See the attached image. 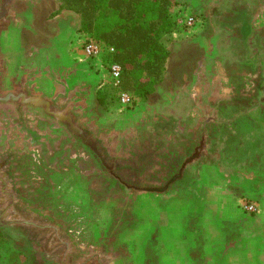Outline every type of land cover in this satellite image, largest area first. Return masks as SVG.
I'll list each match as a JSON object with an SVG mask.
<instances>
[{
  "label": "rangeland",
  "instance_id": "374dc122",
  "mask_svg": "<svg viewBox=\"0 0 264 264\" xmlns=\"http://www.w3.org/2000/svg\"><path fill=\"white\" fill-rule=\"evenodd\" d=\"M173 1L196 21L162 38L166 78L129 107L76 13L0 0V97H17L0 103L2 264H175L162 224L200 227L203 208L243 199L264 210V0ZM216 188L227 198L199 199Z\"/></svg>",
  "mask_w": 264,
  "mask_h": 264
},
{
  "label": "trees",
  "instance_id": "16d2710c",
  "mask_svg": "<svg viewBox=\"0 0 264 264\" xmlns=\"http://www.w3.org/2000/svg\"><path fill=\"white\" fill-rule=\"evenodd\" d=\"M175 4L173 0H58L55 13H76L79 32L105 46L108 65L120 66L118 87L111 83L109 87L114 100L118 101V91L145 99L155 92L167 71L171 51L162 38L179 27L171 12ZM96 98L99 105H107L106 92ZM8 240L0 229V264L2 246Z\"/></svg>",
  "mask_w": 264,
  "mask_h": 264
},
{
  "label": "crops",
  "instance_id": "0c3cea01",
  "mask_svg": "<svg viewBox=\"0 0 264 264\" xmlns=\"http://www.w3.org/2000/svg\"><path fill=\"white\" fill-rule=\"evenodd\" d=\"M165 78L166 73L161 83ZM177 100L181 102L183 99L177 97ZM223 162L217 161L219 169H224ZM191 163L193 164V162ZM186 166H188L187 161ZM197 180L198 190L204 189L205 187L200 188V185L206 184L203 177L198 176ZM198 192L199 199H205L207 195L214 199L227 198L224 191L219 188L211 189V191L204 190L203 193ZM201 211L203 212L198 220L200 227H181L182 221L174 219L157 228L156 245H159L158 248L162 254L169 253L173 258V261L170 262L175 264H214V260L211 258L214 257L212 250L216 248L220 250L218 257L221 258V262L218 264H264V210L257 214V217L248 218L241 215V210L233 208H215L211 210L210 215L203 214L209 212L208 209L203 208ZM251 225L256 228L250 229ZM184 232L188 233L183 236ZM198 232L203 233V237H200ZM200 239L203 241L198 244L197 241ZM199 252L203 255L201 262L196 259ZM156 254L155 262L161 264L162 261L157 259L158 254Z\"/></svg>",
  "mask_w": 264,
  "mask_h": 264
},
{
  "label": "built area",
  "instance_id": "2783aa9c",
  "mask_svg": "<svg viewBox=\"0 0 264 264\" xmlns=\"http://www.w3.org/2000/svg\"><path fill=\"white\" fill-rule=\"evenodd\" d=\"M177 24L181 27L184 26L186 28L194 25L196 21V17L193 14H185L182 7L176 11V15L174 16ZM104 46L102 43L95 41L93 38L86 36L83 41V48L85 55L90 59L98 58L100 54V48ZM105 47V46H104ZM112 51L113 48H110ZM108 74L110 77V81L113 87H118L119 85V77H120V66L116 63H112L107 66ZM118 102L122 105L131 107L133 103L137 101V97L132 95L126 91H118L117 92ZM240 209L248 214H259L261 212V207L258 203L243 199L239 202Z\"/></svg>",
  "mask_w": 264,
  "mask_h": 264
},
{
  "label": "water",
  "instance_id": "95a60500",
  "mask_svg": "<svg viewBox=\"0 0 264 264\" xmlns=\"http://www.w3.org/2000/svg\"><path fill=\"white\" fill-rule=\"evenodd\" d=\"M16 99H17V97L13 96L10 93H7L5 96L0 97V103H5L8 100H16Z\"/></svg>",
  "mask_w": 264,
  "mask_h": 264
}]
</instances>
